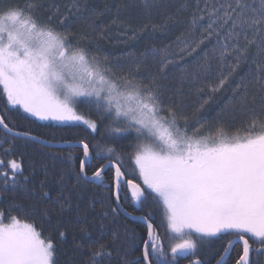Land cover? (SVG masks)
<instances>
[{
  "label": "snow or ice",
  "instance_id": "snow-or-ice-1",
  "mask_svg": "<svg viewBox=\"0 0 264 264\" xmlns=\"http://www.w3.org/2000/svg\"><path fill=\"white\" fill-rule=\"evenodd\" d=\"M141 2L148 10L163 4V0ZM40 7L38 0L0 4V96L8 105L18 106L40 121L81 122L92 133L100 132L102 125L105 129L103 143L80 140L81 156L65 158L70 162L68 171L75 176L70 188L61 175L53 199L50 190H45V175L32 193L35 197L38 187L39 199L50 202L42 215L49 221L53 214L57 216L60 242L67 238L63 216L75 207L82 239L77 242L74 238V264H117L114 255L119 256L121 248L125 254L129 251L127 238L121 244L118 234L105 233L108 211L90 221L87 210L73 200L74 194L77 201L82 196L81 185L86 187L93 180L103 182V174L109 171L115 188L116 206H109L112 215H132L120 203L122 185H127L138 204L147 200L146 191L150 190L163 206L166 231L172 234L161 235L153 226L151 214L134 217L146 221V238L139 239L132 233L131 243L142 245L140 256L134 261L121 257L119 264H162L168 249L173 261L178 255L195 254L197 240L192 238L193 233L221 242L213 257L215 264H227L225 257L234 248L233 240L242 244L234 264H253L250 255L254 244L255 252L264 255V109L255 111L258 99L264 104V62L258 65L254 77L255 92L250 95L248 84L243 82L234 90L235 102L246 117L241 126L243 135L240 130L229 135L224 126L216 128L215 134L203 135L198 128L190 133L187 119L181 126V114L163 103L154 81L145 84L142 78L115 72L110 63L83 43L85 38L73 40L67 31L41 22L36 15ZM166 27L153 26L154 30ZM213 41L211 59L221 71L215 83L207 81V87L215 93L249 61L253 48L256 56L264 58V0H196L180 53L164 48L152 49V55L159 56L163 71L177 58L183 59ZM199 69L205 73L212 70L207 52ZM192 78L195 80L196 74ZM81 104L95 109L97 118L80 113L77 106ZM0 127L13 133V139L29 135L14 133L3 118ZM125 139L133 141L129 158L146 187L134 183L122 170L123 155L112 145ZM11 151L10 146L5 154ZM102 154L106 164L99 159ZM4 163L0 160V166ZM7 166L10 171L0 167V186L15 189L23 176L22 162L10 159ZM24 181L27 183L28 177ZM96 219L100 220L98 229ZM165 240L169 242L167 249ZM56 254L57 242L51 235L45 236L42 228L38 230L34 222L12 215L11 210L7 216L0 210V264H58ZM164 264H168L166 259ZM192 264L209 262L196 259Z\"/></svg>",
  "mask_w": 264,
  "mask_h": 264
},
{
  "label": "trees",
  "instance_id": "trees-1",
  "mask_svg": "<svg viewBox=\"0 0 264 264\" xmlns=\"http://www.w3.org/2000/svg\"><path fill=\"white\" fill-rule=\"evenodd\" d=\"M7 2L9 0H0V4ZM38 2L41 7L36 15L41 22L49 23L58 30L67 31L73 40L85 38L83 43L93 54L110 63L115 72L142 78L145 84L154 81L163 103L173 106L181 114L179 121L181 126L184 125L185 118L187 119L190 133L198 128L203 135L215 134L216 128L224 126L229 135L236 134L238 130H240V135L244 134L241 126L246 117L235 102L234 90L243 82L248 84L250 95L256 91L253 86L254 77L258 72V65L264 62V58L256 56L255 48L252 50V57L249 61L242 64L240 69L229 78L224 88L215 93L207 87V81L215 83L221 71L216 61L211 59V43L214 41L201 45L197 52L185 55L183 59L177 58L163 71L160 67L159 56L152 55V49L159 51L164 48H169L177 54L180 53V44L185 38L191 13L196 7V0H163L162 7L151 10L145 9L141 0H38ZM165 24L166 28L157 30L153 28L154 25ZM205 52L208 53L212 63L210 73L199 69V65L204 63ZM192 74H196L195 80ZM198 88H203V91H198ZM77 107L78 111L86 117L97 118L95 109L82 104ZM262 109H264V104L258 99L255 111L260 113ZM0 116L14 131L27 132L48 142L87 140L95 144L96 141L103 143L105 138L103 125L100 132L92 133L83 123L40 121L25 113L18 106L8 105L2 96H0ZM10 146L11 153L5 154V150ZM112 146L118 154L123 155L122 170L127 177L133 179V182L140 184L141 187H146L143 185L134 161L129 158L133 141L125 139ZM93 153L95 154V150ZM81 154L82 150L77 147L54 149L38 145L30 140L13 139L0 129V160L5 161L0 167L9 170L7 162L10 159L22 162L23 166V176L19 178V186L15 189L11 187L4 189L0 186V210H3L6 216L11 210L12 215H17L27 222H34L38 230L42 228L45 236L51 235L57 242L58 264H74L72 260L74 238L77 242L82 239L79 232L80 221L76 220L77 212L75 207L65 212L63 220L67 226V238L60 242L56 235L57 216L53 214L49 221L48 217L42 215L50 202L39 199L38 187H35V197L32 193L34 186H38L39 181L43 180L45 175L48 181V188L45 190H50L53 199L58 194L59 184L57 182L61 175L65 177V184L70 188L75 183V176L68 171L70 162L65 158L69 155L80 157ZM99 159H103L104 163L107 162L103 154ZM92 164H96V159H93ZM25 176L28 177L27 183L24 181ZM81 188L83 189L82 196L77 201L74 194L73 200L74 203L80 204L81 209L87 210V219L91 221L93 217H100L108 211L109 215L104 220L105 233L118 234L121 237V244L125 238L129 240L128 253L125 254L121 248L120 255H114L117 264L121 257L134 261L137 256H140L139 247L142 245L132 244L131 235L135 233L139 239L146 238V226L142 221L129 220L121 214L114 217L109 211L110 205L115 207L112 172L103 174V182H91L86 187L81 185ZM146 195L147 200L134 206L128 196L126 185H122L120 203L126 212L138 216L151 214L154 228L161 235H170L166 231V223L162 216L163 206L161 207V204L154 199V194H150V190L146 191ZM89 204L91 208L88 207ZM99 224L100 220L96 219L94 225L97 229ZM125 229H127V237ZM83 239L87 241L86 237ZM164 243L167 249L169 242L165 240ZM241 247L242 245L239 244L234 245L226 259L227 264H234ZM255 247L256 244H254L250 259L253 264H264V255L255 252ZM220 248L221 242L216 237H207L205 240L197 241V249L195 254H192V258L215 264L213 257ZM168 252H170L169 249L166 258H161L162 264L165 259L168 264H185V258L177 256L173 261L172 255ZM76 259H79L78 254Z\"/></svg>",
  "mask_w": 264,
  "mask_h": 264
},
{
  "label": "water",
  "instance_id": "water-1",
  "mask_svg": "<svg viewBox=\"0 0 264 264\" xmlns=\"http://www.w3.org/2000/svg\"><path fill=\"white\" fill-rule=\"evenodd\" d=\"M0 128L6 134L4 128H2V127H0ZM7 134L10 135V136H13V133H7ZM17 137L22 138V139H25V140H30L32 142L37 143L38 145H43V146L48 147V148L61 149V148L79 147L80 149H82V147H81V145H80L79 142H72V143L71 142L54 143V142H51V141L48 142V141H46L44 139H41V138L32 139V137H34L32 135H28V136H17ZM17 137H15V138H17ZM91 182L96 183L98 181L93 180V181H90L89 183H91ZM114 192H115V188H114ZM128 194H129V196H131V190L129 188H128ZM113 196H114V204H115V195H114V193H113ZM134 204H138V203L136 201H134ZM115 206H116V204H115ZM121 215H123L125 218H127L129 220L131 219V220H137V221H140V222L142 221L145 224V226H146V221L145 220L137 219L139 216H136V215H133V214L132 215H126L123 212L121 213ZM134 217H137V218H134ZM141 217H143V216H141ZM236 243L240 244V242H237V241L233 240V244H236ZM225 259H227V257H225ZM188 264H192V262L191 263H188Z\"/></svg>",
  "mask_w": 264,
  "mask_h": 264
},
{
  "label": "rangeland",
  "instance_id": "rangeland-1",
  "mask_svg": "<svg viewBox=\"0 0 264 264\" xmlns=\"http://www.w3.org/2000/svg\"><path fill=\"white\" fill-rule=\"evenodd\" d=\"M23 110V109H22ZM30 115V114H29ZM35 118V117H34ZM38 120V119H37ZM49 121V120H48ZM50 121H52V120H50ZM53 122H56V123H60L61 121H53ZM71 122H74V121H64V122H62V123H71ZM77 123H81V122H77ZM82 124V123H81ZM161 207H162V205H160ZM162 216H163V218H164V220H165V223L167 224V221H166V217L164 216V210H163V212H162ZM192 238L193 239H196V238H199L198 237V234H196V233H193L192 234ZM205 238H207V237H205ZM212 238H214V237H212ZM200 240H205V239H203V238H199ZM175 242H177L176 240H174V242L173 243H175ZM180 256V255H179ZM181 256H185V255H181Z\"/></svg>",
  "mask_w": 264,
  "mask_h": 264
},
{
  "label": "flooded vegetation",
  "instance_id": "flooded-vegetation-1",
  "mask_svg": "<svg viewBox=\"0 0 264 264\" xmlns=\"http://www.w3.org/2000/svg\"><path fill=\"white\" fill-rule=\"evenodd\" d=\"M169 251H170V249H169ZM169 253V252H168ZM178 257H180V258H185V260H186V262H185V264L186 263H188V262H190V261H192V260H194V259H197V258H192V254H188V255H185V256H179L178 255ZM229 256H227V258H228Z\"/></svg>",
  "mask_w": 264,
  "mask_h": 264
},
{
  "label": "bare ground",
  "instance_id": "bare-ground-1",
  "mask_svg": "<svg viewBox=\"0 0 264 264\" xmlns=\"http://www.w3.org/2000/svg\"><path fill=\"white\" fill-rule=\"evenodd\" d=\"M40 138V137H39ZM42 139V138H41ZM35 143V142H34ZM37 144V143H36Z\"/></svg>",
  "mask_w": 264,
  "mask_h": 264
}]
</instances>
